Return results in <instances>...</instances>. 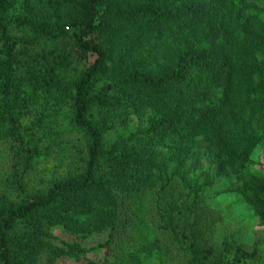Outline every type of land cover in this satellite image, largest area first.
I'll list each match as a JSON object with an SVG mask.
<instances>
[{
  "label": "trees",
  "instance_id": "obj_1",
  "mask_svg": "<svg viewBox=\"0 0 264 264\" xmlns=\"http://www.w3.org/2000/svg\"><path fill=\"white\" fill-rule=\"evenodd\" d=\"M250 7L249 0H0V129L17 133L18 109L53 100L70 105L71 122L88 137L78 172L45 191L0 202V264H31L53 225L74 230L81 218H95L98 228L112 229L117 197L150 187L160 194L174 177L185 190L178 218L159 209L158 220L190 264H209L182 208L200 200L203 185L174 161L202 137L229 158L224 170L237 172L245 162L242 118L264 113V57L258 60L264 56V32L258 31L263 20L245 15ZM63 33L77 52L93 57L74 75L68 52L45 47ZM110 59L118 76L96 90ZM121 108L150 111L149 124L104 144L92 113L103 117ZM240 190L264 208L263 178L249 176ZM227 249L211 264L222 263ZM67 252L84 249L71 245Z\"/></svg>",
  "mask_w": 264,
  "mask_h": 264
},
{
  "label": "rangeland",
  "instance_id": "obj_2",
  "mask_svg": "<svg viewBox=\"0 0 264 264\" xmlns=\"http://www.w3.org/2000/svg\"><path fill=\"white\" fill-rule=\"evenodd\" d=\"M249 2L251 7L245 8L244 14L253 12L264 21V2ZM263 21L259 32H264ZM65 30L70 33L72 27L65 26ZM45 47L68 52L71 75L85 68L93 58L77 52L70 35L64 33L47 39ZM263 57L259 54L258 60ZM112 59L107 62L96 90L108 86V81L118 76L119 68H115ZM249 92L254 97V91ZM70 115L71 107L66 102L37 100L17 110V133L0 129V202H14L23 193L45 191L53 181L81 169L87 157L88 137L71 122ZM150 115V111L138 114L127 108L115 109L103 117L96 109L92 113L103 127L104 144L145 128ZM241 126L247 138L241 145L247 147V154L237 172L224 170L229 158L202 137L190 143L174 161L191 181L203 185L200 200L187 202L182 208L186 209L194 232V245L209 264L224 245L228 249L220 264H264V208L248 201L240 190L249 176L264 179V113L249 111ZM174 162L169 160V170ZM184 198L185 190L176 177L160 194H156V187H150L119 196L112 229L98 228L95 218H81L74 230L53 225L46 243L29 262L190 264L188 253L175 246L171 231L163 228L157 215L160 209L176 220V209ZM16 233H21L20 228ZM71 245L80 246L84 252H67ZM52 246L60 250L53 251ZM206 247L211 254L203 252ZM236 248L245 254L237 253Z\"/></svg>",
  "mask_w": 264,
  "mask_h": 264
}]
</instances>
